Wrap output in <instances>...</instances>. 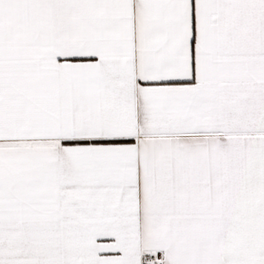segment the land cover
Returning a JSON list of instances; mask_svg holds the SVG:
<instances>
[{"label":"snow or ice","instance_id":"obj_1","mask_svg":"<svg viewBox=\"0 0 264 264\" xmlns=\"http://www.w3.org/2000/svg\"><path fill=\"white\" fill-rule=\"evenodd\" d=\"M0 264H264V0H0Z\"/></svg>","mask_w":264,"mask_h":264}]
</instances>
